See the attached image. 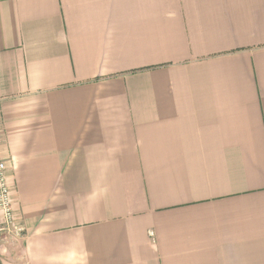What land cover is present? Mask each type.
Here are the masks:
<instances>
[{"label":"crops","instance_id":"obj_1","mask_svg":"<svg viewBox=\"0 0 264 264\" xmlns=\"http://www.w3.org/2000/svg\"><path fill=\"white\" fill-rule=\"evenodd\" d=\"M0 149V264H264V0H0Z\"/></svg>","mask_w":264,"mask_h":264},{"label":"built area","instance_id":"obj_2","mask_svg":"<svg viewBox=\"0 0 264 264\" xmlns=\"http://www.w3.org/2000/svg\"><path fill=\"white\" fill-rule=\"evenodd\" d=\"M6 169V163L0 149V220L3 223L0 234L5 233L6 237L18 238L22 233V229L14 221L12 200L6 181Z\"/></svg>","mask_w":264,"mask_h":264}]
</instances>
